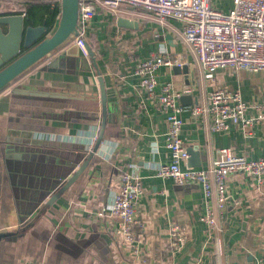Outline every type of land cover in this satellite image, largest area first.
<instances>
[{"label": "crops", "instance_id": "0c3cea01", "mask_svg": "<svg viewBox=\"0 0 264 264\" xmlns=\"http://www.w3.org/2000/svg\"><path fill=\"white\" fill-rule=\"evenodd\" d=\"M37 3L0 0V15L26 17L28 7ZM214 6L226 13L232 3L217 0ZM118 18L137 22L138 29L119 27ZM144 18L127 10L115 15L98 9L85 36L94 60L68 56L63 48L0 94V235L5 236L0 239V264H264V175L260 182L243 173L226 178V194L237 204L225 207L218 229L208 233L200 221L205 213L200 187L156 176L153 166L170 162L168 126L134 70L164 47L186 61L195 86L189 73L185 77L167 66L155 71L157 82L189 86L193 105L205 104L214 89L238 90L244 102L262 103L264 71L204 75L181 39L179 22L151 24ZM50 62L55 63L52 70H44ZM256 116L253 109L246 112L248 118ZM181 117L182 142L193 152L189 168H208L222 148L264 158V121H256L248 137L232 124L225 132H213L207 117L187 112ZM103 120L96 153L62 189L88 157L91 135L99 133ZM132 170L142 184L136 218L145 263L122 243L116 233L119 220L108 210L119 174ZM58 175H63V185L46 193L44 182ZM54 193L56 199L46 206ZM171 224L186 231V242L177 251L168 248Z\"/></svg>", "mask_w": 264, "mask_h": 264}, {"label": "built area", "instance_id": "2783aa9c", "mask_svg": "<svg viewBox=\"0 0 264 264\" xmlns=\"http://www.w3.org/2000/svg\"><path fill=\"white\" fill-rule=\"evenodd\" d=\"M38 1H44L55 10L58 20L61 0ZM216 1L79 0L78 35L73 43L82 56H87L84 50L86 30L96 11L102 9L118 15L127 10L148 16L160 25L168 21L179 22L181 39L204 75L218 70L264 71V0H231L232 7L226 13L214 6ZM185 64V60L170 55L163 47L156 54L138 62L134 74L139 77V86L147 97L155 101L165 114L168 126L165 148L169 152L170 162L153 166L156 176L172 180L176 185L195 184L200 187L205 204V213L200 221L206 231L212 233L218 229V216L224 208L237 204L230 201L226 194V178L234 173H243L260 182L264 175V158L251 159L236 155L229 148H222L208 168L187 167L189 154L180 136L183 125L181 115L187 112L194 117L209 118V129L213 132H225L232 124L240 127L249 137L253 124L264 121V102L248 104L238 90L214 89L207 93L203 105H181L179 99L191 93L190 87L176 86L172 80L159 85L155 71L160 66L182 68ZM249 109L257 111V116L246 117ZM97 138L98 132H95L91 135V143L95 144ZM118 178L119 185L109 203V214L119 220L116 233L122 243L129 246L140 263H145L137 232L140 222L136 218L137 202L142 194L141 177L132 170L120 173ZM168 235V248L172 251L180 250L186 242V231L176 224L170 225Z\"/></svg>", "mask_w": 264, "mask_h": 264}, {"label": "water", "instance_id": "95a60500", "mask_svg": "<svg viewBox=\"0 0 264 264\" xmlns=\"http://www.w3.org/2000/svg\"><path fill=\"white\" fill-rule=\"evenodd\" d=\"M78 2L79 0H61L60 15L56 25L51 30L44 26L32 27L26 25L27 18L24 15H0V68L6 64V66L0 69V94L11 87L34 67L43 63L63 48L64 54L76 56L79 59L81 58L80 56L82 55L79 53L77 46L73 43L78 35ZM117 25L124 29H138L137 22L127 18H118ZM169 39L170 36H166V40L169 41ZM29 47L30 49L22 52V49H27ZM84 50L87 56L91 60H94L93 52L86 42L84 43ZM54 62H50L44 70H52V65L55 64ZM175 70L178 73L184 74L185 77L189 73L191 85L194 88L195 81L190 67H176ZM100 95L101 100H104V90L102 87ZM189 101L190 97L187 95L181 96L179 99L182 105H190L191 102ZM103 123L104 120L102 122V129L98 133V138L91 150H89L90 152L85 162L72 173L62 189L68 187L78 178L86 167L88 160L96 153L103 137ZM187 152L193 155L192 151L187 150ZM63 179V175H58L57 180L50 179V182H44L47 184L46 193L55 191L59 185H63ZM55 199L56 194L54 193L53 196L47 200L46 206L51 205ZM2 237L5 236L0 235V239Z\"/></svg>", "mask_w": 264, "mask_h": 264}, {"label": "trees", "instance_id": "16d2710c", "mask_svg": "<svg viewBox=\"0 0 264 264\" xmlns=\"http://www.w3.org/2000/svg\"><path fill=\"white\" fill-rule=\"evenodd\" d=\"M57 12L44 3V1H38L37 4L31 5L26 11L27 23L26 25L37 27L44 26L49 30L53 29L55 25V19ZM25 51V50H24Z\"/></svg>", "mask_w": 264, "mask_h": 264}, {"label": "rangeland", "instance_id": "374dc122", "mask_svg": "<svg viewBox=\"0 0 264 264\" xmlns=\"http://www.w3.org/2000/svg\"><path fill=\"white\" fill-rule=\"evenodd\" d=\"M143 20L146 23L159 24L157 21H154L153 19L149 18L148 16H145V18Z\"/></svg>", "mask_w": 264, "mask_h": 264}, {"label": "flooded vegetation", "instance_id": "af4514ba", "mask_svg": "<svg viewBox=\"0 0 264 264\" xmlns=\"http://www.w3.org/2000/svg\"><path fill=\"white\" fill-rule=\"evenodd\" d=\"M28 49H30V47L27 48V49H22V52H24V50L26 51V50H28ZM4 66H6V64H5ZM4 66H2L0 69H2Z\"/></svg>", "mask_w": 264, "mask_h": 264}]
</instances>
